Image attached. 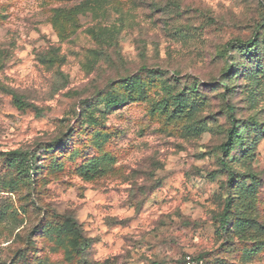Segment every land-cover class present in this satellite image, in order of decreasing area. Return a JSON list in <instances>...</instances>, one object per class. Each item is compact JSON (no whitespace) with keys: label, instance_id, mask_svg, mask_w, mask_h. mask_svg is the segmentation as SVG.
<instances>
[{"label":"rangeland","instance_id":"374dc122","mask_svg":"<svg viewBox=\"0 0 264 264\" xmlns=\"http://www.w3.org/2000/svg\"><path fill=\"white\" fill-rule=\"evenodd\" d=\"M186 257L264 264V0H0V264Z\"/></svg>","mask_w":264,"mask_h":264},{"label":"trees","instance_id":"16d2710c","mask_svg":"<svg viewBox=\"0 0 264 264\" xmlns=\"http://www.w3.org/2000/svg\"><path fill=\"white\" fill-rule=\"evenodd\" d=\"M253 40L250 39L248 41H232L227 44L226 49H231L236 47L243 49L249 48L253 44ZM142 71H146V68L141 69ZM147 74H154L155 71L147 70ZM181 97L183 95H180ZM15 99L20 102V98L15 97ZM119 101H113L111 106H117ZM230 113L233 111L232 108H229ZM243 144V136L240 132L239 126L237 125L235 120H232L231 128L228 131L227 140L222 143L219 147V150L223 154L224 157L228 158L233 150L238 149ZM36 155L32 154L28 151L23 150H15L11 152L5 153V160L10 168L15 169L19 176L23 177L26 175H30L36 172ZM223 164L226 166V162L223 161ZM228 168V167H227ZM234 181V174L230 173L229 175V183L232 184ZM229 206L227 205L225 208V212L223 214V225L226 226L229 221ZM67 230L73 234H76L77 229L73 225H67ZM200 262V261H198Z\"/></svg>","mask_w":264,"mask_h":264},{"label":"built area","instance_id":"2783aa9c","mask_svg":"<svg viewBox=\"0 0 264 264\" xmlns=\"http://www.w3.org/2000/svg\"><path fill=\"white\" fill-rule=\"evenodd\" d=\"M182 264H199V262L193 259L192 257H186L183 260Z\"/></svg>","mask_w":264,"mask_h":264}]
</instances>
